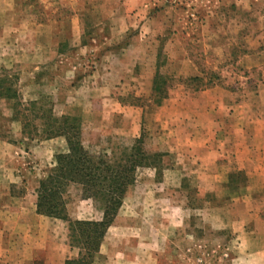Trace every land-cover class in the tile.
Instances as JSON below:
<instances>
[{
    "label": "rangeland",
    "instance_id": "obj_1",
    "mask_svg": "<svg viewBox=\"0 0 264 264\" xmlns=\"http://www.w3.org/2000/svg\"><path fill=\"white\" fill-rule=\"evenodd\" d=\"M84 1L80 13L77 0H0V79L12 90L0 98V136L21 148L19 166L43 178L67 149L65 137H44L51 108L54 117L77 116L85 145L109 155L144 131L145 148L164 154L161 165L138 168L93 264H233L235 237L207 218L218 217L222 202L235 209L229 197L247 191L240 187L248 178L233 171L221 197L202 194L186 156L190 120L210 111L219 120L241 116L235 105L244 100L263 111L256 91L264 79V0ZM157 70L169 91L160 106L152 88L141 91ZM66 200L73 219L102 216L77 184ZM50 220L48 235L60 230L71 248L68 223ZM77 256L71 248L69 257Z\"/></svg>",
    "mask_w": 264,
    "mask_h": 264
},
{
    "label": "crops",
    "instance_id": "obj_2",
    "mask_svg": "<svg viewBox=\"0 0 264 264\" xmlns=\"http://www.w3.org/2000/svg\"><path fill=\"white\" fill-rule=\"evenodd\" d=\"M77 3V12L81 13L87 2L77 0ZM262 73L264 77V69ZM151 83L152 79L141 91L152 88ZM256 94L264 104V79ZM194 104L204 112L211 110L210 103L200 105L197 101ZM235 107L241 116L228 120L213 118L211 111L205 120L192 115L193 130L189 134L192 148L186 156L188 162L195 163L190 171L199 174L202 194L216 192L221 197L223 188L228 187L230 173L238 171L247 176V185L240 187L247 191L229 197L228 201L236 208L225 210L228 202H222L215 207L218 217L207 219L220 221L221 229L229 228L225 232L235 237L233 264H264V196H261L264 192V106L263 111L257 113L251 100L240 101ZM217 125H221L220 128ZM219 130L223 131L224 139L218 137ZM227 141L232 144L231 150L227 148ZM18 149L21 150L0 136V264H65L71 248L59 241L60 230L56 232L53 228L52 237L48 235L52 217L37 212V189L42 175L33 167L17 164L24 161L21 162ZM133 192L128 191L125 201ZM117 220L118 217L115 222Z\"/></svg>",
    "mask_w": 264,
    "mask_h": 264
},
{
    "label": "trees",
    "instance_id": "obj_3",
    "mask_svg": "<svg viewBox=\"0 0 264 264\" xmlns=\"http://www.w3.org/2000/svg\"><path fill=\"white\" fill-rule=\"evenodd\" d=\"M163 76L157 70L153 78L150 98L158 106L169 94L167 88H164L167 82ZM6 83V79H0V98L12 97L11 88L3 86ZM76 117H54L51 108L49 116L43 122L44 137H65L67 149L55 154V165L39 181L37 212L68 223L69 244L72 249H78V256L67 259L65 264H93L100 253L107 231L123 206L129 188L135 182L138 168H157L161 165L164 154L151 153L145 148L144 131L131 146H125L113 155L103 150H90L82 138V123ZM27 126L28 124L25 129ZM71 184L80 187L84 199L93 200L102 213L99 219L70 217L66 193Z\"/></svg>",
    "mask_w": 264,
    "mask_h": 264
},
{
    "label": "built area",
    "instance_id": "obj_4",
    "mask_svg": "<svg viewBox=\"0 0 264 264\" xmlns=\"http://www.w3.org/2000/svg\"><path fill=\"white\" fill-rule=\"evenodd\" d=\"M224 255H226V256H227L228 254H227V253H225Z\"/></svg>",
    "mask_w": 264,
    "mask_h": 264
}]
</instances>
